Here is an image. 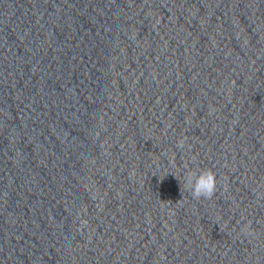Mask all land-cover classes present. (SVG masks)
Segmentation results:
<instances>
[{
    "label": "clouds",
    "instance_id": "clouds-1",
    "mask_svg": "<svg viewBox=\"0 0 264 264\" xmlns=\"http://www.w3.org/2000/svg\"><path fill=\"white\" fill-rule=\"evenodd\" d=\"M185 140L177 141L176 147L183 149ZM184 187L194 199H211L216 192V175L211 170L188 171L184 178Z\"/></svg>",
    "mask_w": 264,
    "mask_h": 264
}]
</instances>
